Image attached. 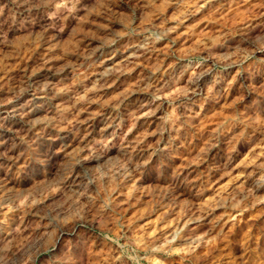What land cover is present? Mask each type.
Masks as SVG:
<instances>
[{
    "label": "rangeland",
    "instance_id": "obj_1",
    "mask_svg": "<svg viewBox=\"0 0 264 264\" xmlns=\"http://www.w3.org/2000/svg\"><path fill=\"white\" fill-rule=\"evenodd\" d=\"M110 42L150 53L98 80ZM44 60L54 103L0 145V264H264V0H0V120Z\"/></svg>",
    "mask_w": 264,
    "mask_h": 264
},
{
    "label": "bare ground",
    "instance_id": "obj_2",
    "mask_svg": "<svg viewBox=\"0 0 264 264\" xmlns=\"http://www.w3.org/2000/svg\"><path fill=\"white\" fill-rule=\"evenodd\" d=\"M113 45L114 43L111 42L105 43L96 48L88 50V52L85 54L86 63H91V65L95 67L91 75L94 76L95 78H98V80H100L103 76L102 72H100L101 70L106 71L110 69L120 68L125 63L126 64L130 62L132 63V60L137 57L136 53L138 51H142V52L144 51L143 55H147L150 53L148 47H146L145 44H143L144 46L139 44L132 45L118 53H115L111 50V48H113ZM140 56L142 57V55ZM42 73H44V75L47 76L46 82L45 84L41 85L42 89L41 88L39 89L38 86L32 89V91H34L33 92L34 95L31 96H34V98H30V99L27 98L28 100L26 101V103L22 104L23 102L22 99L28 96V91L18 93V96L16 97L17 98L16 102L19 103L15 105H11L9 108H6L7 109L6 111L3 112L5 116L2 117L0 120L1 121L0 145L6 143L10 135L12 136V134H16V133L19 134L21 127L24 125V123H26L29 116H32L38 111H41L45 103L48 104L49 102L54 103L53 99H50L46 94H44L43 89L44 91L46 89L52 91V89L56 85V82L61 81L64 78V73L54 71L46 60H44L43 63L41 64L40 69L34 75L35 77L32 76L31 78L34 79L36 77H39L40 74ZM150 77L151 76H145V75L140 77L137 85L138 89L135 91L136 93H138V95L145 96L148 95L149 92L151 93L153 90H155V86H151L149 83V81L151 80ZM196 80H197L195 82L196 85L200 84L201 80L198 77ZM35 91H38V93ZM92 126H94V122L92 121H88L87 123H85L84 125L85 129L83 131H85L86 133L83 134L84 136H88V134L92 129ZM100 131L105 132L106 128H101ZM59 140L61 141V143L63 142V145L64 144L67 146L71 145L70 137H68V135L66 134L63 135L62 137H59ZM43 163L53 164L54 162L52 161V159L48 158L42 160V164ZM73 184L74 185L79 184L77 177L76 179H74ZM9 196H10V191L7 189L6 185L0 184V198L3 200V199H7Z\"/></svg>",
    "mask_w": 264,
    "mask_h": 264
}]
</instances>
